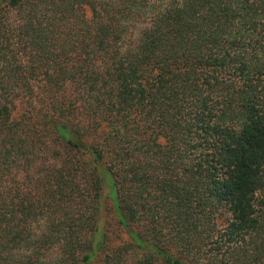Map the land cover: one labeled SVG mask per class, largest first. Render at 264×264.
Segmentation results:
<instances>
[{
    "label": "trees",
    "instance_id": "16d2710c",
    "mask_svg": "<svg viewBox=\"0 0 264 264\" xmlns=\"http://www.w3.org/2000/svg\"><path fill=\"white\" fill-rule=\"evenodd\" d=\"M0 264H264V0H0Z\"/></svg>",
    "mask_w": 264,
    "mask_h": 264
},
{
    "label": "rangeland",
    "instance_id": "374dc122",
    "mask_svg": "<svg viewBox=\"0 0 264 264\" xmlns=\"http://www.w3.org/2000/svg\"><path fill=\"white\" fill-rule=\"evenodd\" d=\"M107 191H104V194H106Z\"/></svg>",
    "mask_w": 264,
    "mask_h": 264
}]
</instances>
